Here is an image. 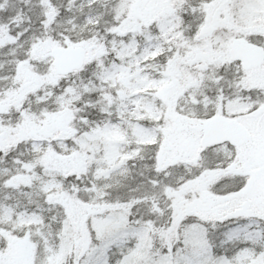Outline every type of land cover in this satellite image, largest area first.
<instances>
[{"label":"snow or ice","instance_id":"snow-or-ice-1","mask_svg":"<svg viewBox=\"0 0 264 264\" xmlns=\"http://www.w3.org/2000/svg\"><path fill=\"white\" fill-rule=\"evenodd\" d=\"M0 264H264V0H0Z\"/></svg>","mask_w":264,"mask_h":264}]
</instances>
